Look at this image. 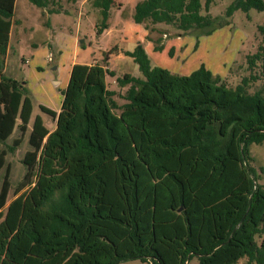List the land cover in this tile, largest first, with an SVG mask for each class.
I'll list each match as a JSON object with an SVG mask.
<instances>
[{"label":"trees","instance_id":"16d2710c","mask_svg":"<svg viewBox=\"0 0 264 264\" xmlns=\"http://www.w3.org/2000/svg\"><path fill=\"white\" fill-rule=\"evenodd\" d=\"M15 1L0 0V264H264V186L250 154L264 142V87L248 92L264 79V46L230 88L202 65L187 76L151 66L137 42L123 55L141 77L116 78L128 86L121 105L106 84L115 76L111 52L75 63L59 111L39 107L55 122L50 131L38 115L29 127L26 83L3 73ZM28 1L46 8L59 0ZM212 2L140 0L132 20L151 31L164 24L209 33L236 11H264V0H234L217 22ZM113 3L92 0L97 34ZM160 41H151L154 52ZM27 134L26 170L13 186L6 157Z\"/></svg>","mask_w":264,"mask_h":264},{"label":"rangeland","instance_id":"374dc122","mask_svg":"<svg viewBox=\"0 0 264 264\" xmlns=\"http://www.w3.org/2000/svg\"><path fill=\"white\" fill-rule=\"evenodd\" d=\"M140 0H114L108 19V30L97 34L100 15L92 6V0H59L55 5L37 8L28 0H16L14 24L10 33L3 73L19 81H25L28 96L32 101V115L29 127L35 116H40L52 131L55 122L42 113L40 106L58 112L62 102V92L69 77L70 63H100L107 52V68L115 76L106 77L109 90L115 91L116 102L121 105L128 86L119 87L116 78L124 74L141 77L137 65L124 51L133 50L139 40L148 55L151 66L161 67L171 74L187 76L199 66H204L213 75L219 76L230 88L236 87L242 78L249 76L247 57L264 46V11L251 10L248 13L234 12L227 24L214 27L209 32L194 30L181 33L175 27L164 24L137 25L132 20L134 6ZM234 0H213L208 13L217 22L226 20V8ZM204 4V0H201ZM51 10V12H50ZM57 13H53V12ZM202 13H205L204 10ZM145 35V36H143ZM161 40L163 50L154 52L151 41ZM159 42V41H158ZM114 50V51H113ZM172 50V56L169 52ZM256 74L260 69H254ZM264 87V79L259 77L248 88L253 93ZM27 136L6 162L11 166L10 180L13 186L23 177L24 153L31 149ZM19 137L16 129L5 145H11ZM5 145H1L4 148ZM252 165L259 175V184L264 186V142L250 147ZM4 169L0 171V177ZM13 199L12 191L8 202ZM241 259L237 264H245ZM119 264H144L138 260H128ZM188 264H197L195 259Z\"/></svg>","mask_w":264,"mask_h":264},{"label":"crops","instance_id":"0c3cea01","mask_svg":"<svg viewBox=\"0 0 264 264\" xmlns=\"http://www.w3.org/2000/svg\"><path fill=\"white\" fill-rule=\"evenodd\" d=\"M13 26V25H12ZM108 28H110V26H108ZM108 28L106 29V31L108 30ZM11 30H12V28H11ZM143 36H145V35H143ZM137 42H141V41H137ZM136 42V43H137ZM127 51H131V50H127ZM76 62H72V63H70V66H69V72H70V69H71V67H72V65H74ZM67 82H68V80L66 79V85H67Z\"/></svg>","mask_w":264,"mask_h":264}]
</instances>
